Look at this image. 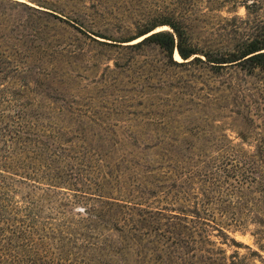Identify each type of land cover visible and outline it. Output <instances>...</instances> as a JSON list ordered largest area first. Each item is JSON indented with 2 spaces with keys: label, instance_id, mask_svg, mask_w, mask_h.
Segmentation results:
<instances>
[{
  "label": "rangeland",
  "instance_id": "rangeland-1",
  "mask_svg": "<svg viewBox=\"0 0 264 264\" xmlns=\"http://www.w3.org/2000/svg\"><path fill=\"white\" fill-rule=\"evenodd\" d=\"M22 1L50 13L42 14L39 43L49 51V60H43L45 67L53 69L44 77L35 72L40 65H32L30 74L3 87L13 103L1 113L39 117L41 122L29 129L56 135L59 146L67 150L59 154L65 163L60 159L57 164L64 170L68 165L80 185L97 186L104 195L123 200L133 195L141 207H157L149 183L152 176L165 174L177 157L180 166L195 167L223 147L259 145L262 137L257 138L256 133L260 129L253 130L249 121L260 124L264 114L255 111L252 103L257 100L261 106L264 101V91L257 90L262 85L259 75L238 67H171L166 53L156 45L133 49L126 46L134 41L108 44L132 37L151 19L170 12L184 23L200 49L224 52L241 41L262 37L264 0L250 11L244 5L251 0ZM253 87L252 92L246 91ZM16 102L32 106L20 108ZM237 113L248 120H240ZM238 125L249 128L248 140L238 137ZM10 184L15 190L8 197L18 207L25 205L29 194L37 201L36 212L40 211L42 219H53L55 226L70 222L72 229L85 230L86 223L78 222L86 218L81 209L84 202H76L65 186ZM223 228L241 245L223 240L210 229L216 248L226 256L237 253L248 264H264V250L260 249L264 227L249 222L244 229ZM98 232L117 238L112 226Z\"/></svg>",
  "mask_w": 264,
  "mask_h": 264
},
{
  "label": "trees",
  "instance_id": "trees-1",
  "mask_svg": "<svg viewBox=\"0 0 264 264\" xmlns=\"http://www.w3.org/2000/svg\"><path fill=\"white\" fill-rule=\"evenodd\" d=\"M261 5L259 0H251L244 7L250 11ZM39 7L44 8L22 0H0V264H248L237 253L226 256L224 250L216 248L210 229L240 247L223 231L224 226L244 229L253 222L264 227V114L260 124L249 119L253 130L260 129L256 133L257 138L262 137L258 139L259 145L223 147L214 157L205 156L200 166L188 168L180 166L176 156L178 160L165 174L152 176L149 188L157 207H141L133 195L123 200L110 193L104 195L97 186L91 189L80 185L81 181L72 178L68 165L65 170L58 165L60 159L65 163L59 154L67 150L59 146L56 135L29 129L41 122L39 117L23 112L1 113L13 103L3 87L30 74L32 65H40L35 72L44 77L53 69L45 67L43 60H49V51L39 43L42 14L50 13ZM163 26L168 30L154 32ZM262 34L261 38L239 42L231 50L212 52L195 45L184 23L166 12L124 41L98 37L112 41L104 43L108 45L132 43L142 37L126 47L156 45L166 53L171 67L198 64L211 70L238 67L261 77L262 85L257 90L262 93L264 26ZM175 52L181 61L174 60ZM21 87L26 89L23 84ZM254 87L246 91L250 93ZM252 103L256 104L255 111L264 113V101L261 106L257 100ZM15 105L32 106L28 102ZM246 110H250L249 105ZM237 114L240 120H248ZM238 127V137L248 140L249 128ZM12 182H32L35 187L65 186L76 202H84L81 209L86 218L78 222L86 223L85 230L72 229L70 222L55 226L50 221L53 219H42L40 211L36 212L37 201L29 194L25 196V205L18 207L8 197L15 190ZM93 201L99 206L95 207ZM110 226L117 233L116 239L98 232ZM260 249L264 250V245Z\"/></svg>",
  "mask_w": 264,
  "mask_h": 264
},
{
  "label": "bare ground",
  "instance_id": "bare-ground-1",
  "mask_svg": "<svg viewBox=\"0 0 264 264\" xmlns=\"http://www.w3.org/2000/svg\"><path fill=\"white\" fill-rule=\"evenodd\" d=\"M166 27H162V28H158L157 30H155V32L156 31H160V30H163V29H165ZM140 39H142V37H140V38H137L136 40H134V42H137V41H139ZM174 58H175V60H177V61H181V58L178 56V54L175 52V54H174Z\"/></svg>",
  "mask_w": 264,
  "mask_h": 264
}]
</instances>
